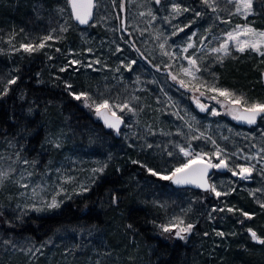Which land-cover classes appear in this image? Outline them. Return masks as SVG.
I'll return each mask as SVG.
<instances>
[{
    "label": "trees",
    "instance_id": "trees-1",
    "mask_svg": "<svg viewBox=\"0 0 264 264\" xmlns=\"http://www.w3.org/2000/svg\"><path fill=\"white\" fill-rule=\"evenodd\" d=\"M115 1L121 14L122 37L128 43H122L123 47L136 63L168 78L167 69L156 67L126 29L127 0ZM177 1L192 15L201 12V20L206 22L210 7L202 0ZM222 1L213 0V5L219 7ZM258 1L254 14L244 21L264 30V0ZM52 3L0 0V92L9 79L17 78L7 95L0 96V149H6L8 159L34 175L56 171L71 178L88 170L93 158L107 163L89 190L71 195L50 212L18 214L7 210L12 201L0 198V264H264V244L254 241L249 232L251 229L264 239V210L253 208L246 197L236 194L237 189L230 197L238 196V201H225L227 197H217L205 189L176 185L151 175L148 169L164 174L183 160L162 161L140 143L127 146L121 135V116L123 124L117 131L97 119L83 100L74 99L70 92L88 93L86 88L96 87L99 81L72 70V63L67 66L58 47L33 53L15 50L22 43L41 41L48 29L44 20H50ZM71 21L73 30L59 42L60 47L63 42L69 49L76 46L74 30L98 29L90 24L79 27ZM263 59L244 52L213 68L224 87L250 102H264ZM69 84L71 89L66 88ZM172 84L185 90L180 80ZM152 90L161 94L156 82ZM193 110L203 121L208 120V107L202 111L195 106ZM213 120L253 129L263 119L247 126L220 113ZM62 141L65 143L58 145ZM216 172L225 175L227 169ZM177 210L194 225L184 240L162 233L167 212ZM221 232L223 236L218 235ZM10 241L20 244L19 249Z\"/></svg>",
    "mask_w": 264,
    "mask_h": 264
},
{
    "label": "rangeland",
    "instance_id": "rangeland-1",
    "mask_svg": "<svg viewBox=\"0 0 264 264\" xmlns=\"http://www.w3.org/2000/svg\"><path fill=\"white\" fill-rule=\"evenodd\" d=\"M52 1L53 5L48 15L50 20H44L48 29L43 37L51 34L54 39L46 41L44 48L58 47L62 58L67 60L65 62L67 66L71 61H79L77 64L70 65L72 70H79L87 79L93 78L99 81L96 87L86 88L93 100L97 102L108 100L118 105L128 103L134 109L133 112L127 110L121 112L119 108L114 109L116 115L124 120L121 135L126 139L127 146L140 143L152 156L159 157L162 161L168 159L174 162L179 160L185 162L186 158L177 147L179 145L193 153L207 154L203 157L204 162L211 159L213 164L219 163L214 155L219 148L222 150L221 158L225 159L228 164L227 174L220 175L214 171L208 177V184L215 186L216 190L222 193L220 196L227 197L224 198L225 201H238V196L230 197L231 193L237 189L236 194L246 197L253 208L264 210L261 207L264 203V119L260 120L253 129L213 120L220 113L235 120L233 118L236 114L233 110L234 106L228 105L223 97L201 86L215 84L221 89H227L216 76L213 66L221 63L216 59L217 54L211 53L210 49L219 47L225 33L232 31L236 25L247 23L242 16L230 14L235 11L233 4L223 0L219 7L216 4L213 5L217 10L213 12L210 7L206 15L207 20L203 23L201 16L192 15L189 11L182 12L173 19L175 14L172 12V6L179 4L177 0L166 2L160 0L159 4L156 0H127L126 29L131 32L143 52L155 62L156 67L167 69L169 74L166 78L163 74L155 73L146 64L136 63L123 47L122 43H128L122 37L121 14L115 0H95L96 14L90 25H95L98 29L88 27L74 30L78 43L71 49L65 42L62 43V47L58 45L61 40L65 41L66 34L73 30L68 0ZM259 2L253 0V13ZM180 7L183 9L181 5ZM250 26L263 30L253 25ZM61 27L66 28L67 31H61ZM213 27L216 29L212 30ZM179 28L184 30L177 31ZM174 31L177 32L176 35H173ZM193 33L196 35L193 36ZM189 37H192L193 47L184 52L183 49L189 43ZM162 43L164 49L160 48ZM229 47L231 55L224 57L223 60L241 54L232 48L231 43ZM117 48L120 51H117ZM187 57L197 60L200 71L196 73V76L199 80H192L190 76L181 71L182 68L189 67ZM173 76L177 78L174 80ZM177 80L184 81L186 86L183 92L172 84ZM154 82L157 83L161 94L153 92ZM185 92H189L188 95ZM201 92L204 94L201 95ZM214 96L216 99L212 98ZM198 105H204V109L208 107L207 121H203L195 114L193 108L199 107ZM90 109L97 119L104 121L96 115L94 108ZM193 137L200 138L193 139ZM213 141L215 144L212 143ZM63 143L65 142L62 141L58 145L62 146ZM189 145H191L190 148ZM169 152L173 155L169 156ZM8 157L9 153L6 149H0V172L8 174L0 184V198H6L5 202L12 201L14 205L9 204L7 210L11 212L15 210L18 214L50 212L57 209L71 195L89 190L98 173L94 169L104 167L107 163L106 160L100 162L93 158L88 170L70 178L56 171L34 175L28 169L17 166ZM249 157L251 159H248ZM179 165L180 163H175L169 167L168 172L161 175L170 174L171 170ZM238 166L255 167L248 179H242L240 175L233 176L228 170L233 169L239 173ZM74 170L77 171L78 167L76 166ZM21 184L28 187H21ZM234 186L237 187L234 188ZM211 193L215 195L214 192ZM191 197L193 198V195ZM53 199L59 206L49 208L48 205L53 202ZM227 209L221 208L220 210L228 211ZM168 213L165 225H168L174 218H181L185 225L188 224L183 211ZM174 232L175 229L170 233L162 231L164 237L178 239ZM10 243L13 244L14 249H19L20 244L14 245L15 241H10ZM28 247L29 245L26 246Z\"/></svg>",
    "mask_w": 264,
    "mask_h": 264
},
{
    "label": "snow or ice",
    "instance_id": "snow-or-ice-1",
    "mask_svg": "<svg viewBox=\"0 0 264 264\" xmlns=\"http://www.w3.org/2000/svg\"><path fill=\"white\" fill-rule=\"evenodd\" d=\"M229 4H233L235 11L230 13L231 15H239L242 16L245 20L250 15H253V0H227ZM156 3H160V0H156ZM202 3H204L206 6L211 7L212 11L215 12L217 9L213 6V0H202ZM68 4L71 6L72 9V16L75 20H77L80 24H86L88 23L89 17L92 15V9H93V0H68ZM189 11L188 8H181L179 4H173L172 6V12L175 14L173 16V19L175 16H179L182 14V12ZM197 16H200V12L195 13ZM141 15H144V13H141ZM151 15V13H149ZM153 19L155 17L153 16ZM185 27H188L185 25ZM61 31H67L66 28L61 27ZM183 28L177 29V31H183ZM177 32H173V35H176ZM196 35L193 33V36ZM54 37L49 34L38 43V44H31V43H22L20 45L19 49H15L16 51H20L21 49L24 52L27 53H33L40 51L46 46V41L52 40ZM192 37H189V43L187 46L183 49L184 52H187L189 48L193 47V44L191 43ZM166 42V41H165ZM11 43V41H9ZM203 43V41H202ZM232 45V48L235 49V51L244 53L246 51L255 52L258 55L264 57V30H257L256 28L250 26L248 23H245L243 25H236L235 28L225 33L223 41L219 44V47H213L210 49L211 53L217 54L216 59L218 62L222 63L224 57L231 55V50L229 45ZM160 48L164 49V44H160ZM59 51V49H57ZM91 51V50H89ZM117 51H120L119 48H117ZM166 55L168 53H165ZM51 59V57H49ZM189 67L182 68L181 71L192 78V80H199V77L196 76V73L200 71V67L198 66L197 60L193 59L191 57H187ZM72 64H77L79 61H71ZM96 63H99V61H96ZM135 63V61H133ZM91 65H89L90 67ZM130 67V65L128 66ZM61 71H65L64 68L60 69ZM176 76H173L172 79H176ZM17 78L13 77L12 79H9L7 81V84L5 85L3 92H0V96L7 95L9 91V86L16 83ZM181 86L185 87V83L183 80L180 81ZM202 87L207 88L208 91L215 92L218 96L223 97L225 101H227L228 105L234 106L233 110L236 112V114L233 116L234 119L243 121L249 125L256 124L257 119H264V102H258V101H252L250 102L244 95H237L234 91H230L228 89H221L217 87L215 84L209 86L207 84L201 85ZM71 85H66V88L71 89ZM70 95H73V98L76 100H83L85 107L94 108L95 113L98 117H101L104 120V123L107 127L119 130V126L122 123L121 117L116 115V112L114 111L115 108H119L121 112L127 110L128 112H133L134 109L131 108L128 103H123L121 105L110 103L108 100H102L100 102H97L96 100H93L88 93L81 92L79 94L76 93H69ZM204 93L201 92V95ZM213 99H216V97H212ZM201 110H204V105H198ZM111 113V116L108 114ZM213 114L215 115V111H213ZM200 137H193V139H199ZM215 144V141L212 142ZM151 147V145H149ZM179 148V152L186 158L185 162L180 163L178 167H175L171 170L170 174L167 175H161L158 172L148 169V171L153 176H159L161 180H170L172 183L177 185H186L191 184L195 185L196 187L203 188L207 191L214 192L217 197H219L222 193L217 191L215 186L208 184L207 182V175L210 168H228V164L226 163L225 159L221 158V149L217 148L214 155L219 160V163L213 164L211 162V159H209L207 162H204L203 157L207 154L205 153H193L186 149L185 147L177 145ZM189 148L191 145L188 146ZM169 156H172L173 153L169 152ZM248 159H251L249 157ZM27 163V161H25ZM134 163H136L134 161ZM239 167V173L233 169H228L232 172L233 176L240 175L242 179H248L251 175L252 171L254 170L255 166H249V167ZM96 172H103V167L94 169ZM8 176L7 173L0 172V184L3 183V180L6 179ZM21 187H28L25 184H21ZM33 193L35 194V190H33ZM227 194V193H225ZM117 202V198L113 197V203ZM59 204L53 199V202L48 205L49 208H55L58 207ZM261 207L264 208V203L261 204ZM39 210V209H37ZM229 212H232V208L227 209ZM246 217L248 216V213H243ZM251 218V217H249ZM162 231L165 233H170L175 229L174 235L176 238L180 240H184L186 238L185 234L191 233L193 230L194 225L191 223H188L185 225V222L181 218H174L173 221H171L168 225H163ZM251 238L254 241H257L258 243L264 244V239H260L256 232L249 229ZM218 235L223 236L224 233H218Z\"/></svg>",
    "mask_w": 264,
    "mask_h": 264
},
{
    "label": "water",
    "instance_id": "water-1",
    "mask_svg": "<svg viewBox=\"0 0 264 264\" xmlns=\"http://www.w3.org/2000/svg\"><path fill=\"white\" fill-rule=\"evenodd\" d=\"M93 9H92V15L89 17V20H88V23H86V24H80L77 20H75L74 19V17L72 16V19H73V21L79 26V27H86L87 25H89L91 22H92V20H93V16H94V9H95V0H93ZM69 8H70V11H71V15H72V9H71V6L69 5ZM122 25H123V27H124V25H125V18H124V16L122 17ZM262 80L264 81V71L262 72ZM109 116H111V113H109L108 114ZM118 116V115H117ZM120 117V116H119ZM122 119V118H121ZM259 119V118H258ZM236 120V119H235ZM236 122H238V123H245V122H243V121H239V120H236ZM122 124H123V120H122V123L120 124V126H119V128L122 126ZM245 124H247V123H245ZM247 125H249V124H247ZM113 129V128H112ZM116 130V129H115ZM218 170H223V168H220V169H218ZM211 171H212V168H210L209 169V171H208V175H207V177H206V179H207V182H208V177H209V175L211 174ZM177 185V184H176ZM180 186H190V187H193V188H198V189H203V188H199V187H196L195 185H191V184H186V185H180Z\"/></svg>",
    "mask_w": 264,
    "mask_h": 264
},
{
    "label": "flooded vegetation",
    "instance_id": "flooded-vegetation-1",
    "mask_svg": "<svg viewBox=\"0 0 264 264\" xmlns=\"http://www.w3.org/2000/svg\"><path fill=\"white\" fill-rule=\"evenodd\" d=\"M242 124H244V125H247V124H245V123H242ZM247 126H250V125H247ZM217 170V169H216ZM214 168H212V171H211V173H213L214 171H216ZM211 175V174H210ZM209 175V176H210Z\"/></svg>",
    "mask_w": 264,
    "mask_h": 264
}]
</instances>
